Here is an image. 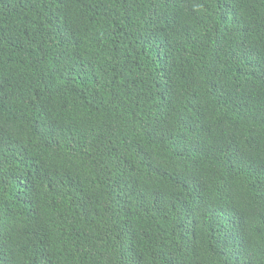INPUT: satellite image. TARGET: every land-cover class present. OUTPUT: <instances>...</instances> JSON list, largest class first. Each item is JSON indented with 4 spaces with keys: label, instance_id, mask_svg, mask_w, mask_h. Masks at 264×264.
I'll list each match as a JSON object with an SVG mask.
<instances>
[{
    "label": "trees",
    "instance_id": "16d2710c",
    "mask_svg": "<svg viewBox=\"0 0 264 264\" xmlns=\"http://www.w3.org/2000/svg\"><path fill=\"white\" fill-rule=\"evenodd\" d=\"M0 264H264V0H0Z\"/></svg>",
    "mask_w": 264,
    "mask_h": 264
}]
</instances>
